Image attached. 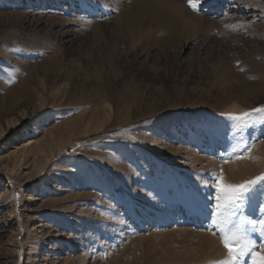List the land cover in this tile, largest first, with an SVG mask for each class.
Here are the masks:
<instances>
[{
  "label": "rangeland",
  "instance_id": "rangeland-1",
  "mask_svg": "<svg viewBox=\"0 0 264 264\" xmlns=\"http://www.w3.org/2000/svg\"><path fill=\"white\" fill-rule=\"evenodd\" d=\"M156 1L0 0V264L227 260L205 185L264 174V113L227 119L264 107V0Z\"/></svg>",
  "mask_w": 264,
  "mask_h": 264
},
{
  "label": "snow or ice",
  "instance_id": "snow-or-ice-1",
  "mask_svg": "<svg viewBox=\"0 0 264 264\" xmlns=\"http://www.w3.org/2000/svg\"><path fill=\"white\" fill-rule=\"evenodd\" d=\"M201 0H188V6L193 11H197ZM253 112L264 113V107H258L251 111L241 112L239 114L229 113L227 119L236 122V127L251 126V117ZM245 157L238 156L237 159ZM212 184H206L205 187L213 191L208 199L212 201L210 215L212 222L217 225L220 232L221 244L226 250L227 260L218 261L217 264H240L245 257H248L247 264H264V243L257 245L256 241L247 239L244 234V226L247 222L255 231V222L241 217L233 222L232 217L236 216L238 209H243L246 204H251L258 188L264 191V174L253 179L245 180L239 184L226 182L223 174L213 177ZM259 212L264 213V204L259 205ZM260 236L264 240V219L260 220ZM259 246L260 251L256 248Z\"/></svg>",
  "mask_w": 264,
  "mask_h": 264
},
{
  "label": "bare ground",
  "instance_id": "bare-ground-1",
  "mask_svg": "<svg viewBox=\"0 0 264 264\" xmlns=\"http://www.w3.org/2000/svg\"><path fill=\"white\" fill-rule=\"evenodd\" d=\"M151 1H153V0H139V6L141 7V9H143L144 8V6L146 5V4H151L152 2ZM161 1V0H160ZM151 2V3H150ZM155 2V1H154ZM156 2H158V0L156 1ZM161 3V2H160ZM154 3H152L151 5H153ZM157 3H155L154 5H156ZM175 6H176V4H174ZM137 15V14H136ZM85 132V131H84ZM83 132V133H84ZM87 133V132H86ZM48 159V158H47Z\"/></svg>",
  "mask_w": 264,
  "mask_h": 264
}]
</instances>
